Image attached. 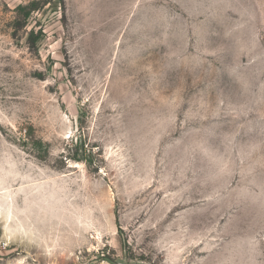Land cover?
Returning <instances> with one entry per match:
<instances>
[{"label":"rangeland","instance_id":"1","mask_svg":"<svg viewBox=\"0 0 264 264\" xmlns=\"http://www.w3.org/2000/svg\"><path fill=\"white\" fill-rule=\"evenodd\" d=\"M0 264H264V0H0Z\"/></svg>","mask_w":264,"mask_h":264},{"label":"trees","instance_id":"2","mask_svg":"<svg viewBox=\"0 0 264 264\" xmlns=\"http://www.w3.org/2000/svg\"><path fill=\"white\" fill-rule=\"evenodd\" d=\"M34 4H35V2H32V3H30V5L24 7L25 9H28L27 14H26V18H27V16H29L30 13L35 9V7H32Z\"/></svg>","mask_w":264,"mask_h":264}]
</instances>
